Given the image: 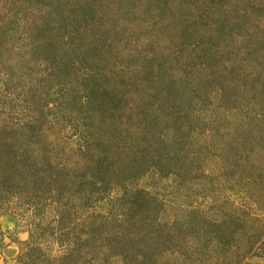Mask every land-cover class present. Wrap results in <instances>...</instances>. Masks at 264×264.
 I'll return each mask as SVG.
<instances>
[{
	"label": "rangeland",
	"instance_id": "374dc122",
	"mask_svg": "<svg viewBox=\"0 0 264 264\" xmlns=\"http://www.w3.org/2000/svg\"><path fill=\"white\" fill-rule=\"evenodd\" d=\"M0 264H264V0H0Z\"/></svg>",
	"mask_w": 264,
	"mask_h": 264
}]
</instances>
